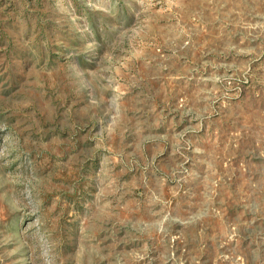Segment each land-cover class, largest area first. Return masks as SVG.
Segmentation results:
<instances>
[{
    "label": "rangeland",
    "instance_id": "obj_1",
    "mask_svg": "<svg viewBox=\"0 0 264 264\" xmlns=\"http://www.w3.org/2000/svg\"><path fill=\"white\" fill-rule=\"evenodd\" d=\"M0 264H264V0H0Z\"/></svg>",
    "mask_w": 264,
    "mask_h": 264
}]
</instances>
